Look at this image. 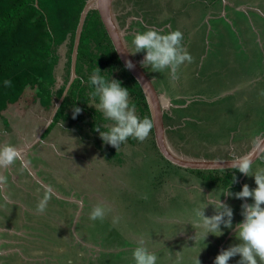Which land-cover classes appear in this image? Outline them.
Instances as JSON below:
<instances>
[{
	"label": "rangeland",
	"instance_id": "obj_1",
	"mask_svg": "<svg viewBox=\"0 0 264 264\" xmlns=\"http://www.w3.org/2000/svg\"><path fill=\"white\" fill-rule=\"evenodd\" d=\"M198 1L112 0L111 10L124 33L128 51L135 33L148 28L162 32L180 30L183 42L189 45L188 52L193 51L190 53L193 62L181 66L177 80L170 79L168 70L150 72V67L142 65V70L153 77L155 89L163 90L171 98H180L175 103L170 102L168 109L167 105L163 109L165 138L170 151L186 159H234L252 152L264 133V38L253 29L251 20L255 22V19L251 11L247 10L250 17L243 15L240 7L234 11L240 23L237 26L229 20L226 12L229 7L224 6V0H201L202 7ZM238 1L246 2L236 0L235 3ZM223 10L224 15L221 14ZM182 11L184 14L180 15ZM245 36L259 39L263 49L257 41L259 48L249 47ZM63 50L60 46L58 52L62 54ZM141 54L135 59L142 61L145 53L141 51ZM61 62L62 59L55 69L58 80ZM32 91L35 94L33 105L37 108L46 105L45 111L49 110L43 112L46 117L41 119L38 113L32 115L24 111L19 123L18 119H12V114L3 112L0 114V143L6 138L4 143H11L18 149L27 144L25 159L47 167L53 179L58 175L61 186L65 185L59 188L69 198L62 204L76 207L69 223L61 224L62 232L68 235L63 244H70L64 249L68 251L66 256L71 255L65 264H134L132 252L140 238L157 254V264H174L178 259L179 264H195L197 254L201 264H206L210 257L214 264V258L222 249L239 243L235 225L243 220L241 205L252 203V200L221 193L229 186L232 193L239 192L244 184L255 188L253 176L235 170L238 179L224 189H217L220 193L217 198L233 210L231 229L221 225L222 235L208 234L204 241L199 236L194 239L179 236L181 229L192 226L193 207L198 202L211 203L207 200L214 195L210 183L162 160L151 152L145 141L138 146L125 143L116 150L101 139L99 131L90 125L83 112L73 119V110L68 109L46 135H41L50 121L56 100L51 96L48 102L45 99L48 96ZM25 92L26 89L23 94ZM165 114L173 118L167 119ZM256 168H264V149L253 160V170ZM9 171L15 173V169L12 166L5 169L7 182ZM45 174L40 170L36 176L44 182ZM229 178L227 176V180H231ZM50 185L54 187L53 183ZM35 188L42 186L36 182ZM12 195H7L8 199H19L27 204L18 193L13 191ZM98 203L112 209L103 222L89 219V213ZM14 208L20 209L19 206ZM207 209L214 214L211 204L205 208V215ZM31 211L38 213L36 207ZM17 214L20 221L30 219L25 211ZM4 216L3 219H8ZM113 217L119 218L117 223H113ZM48 238L56 241L57 231L52 234L50 230ZM12 240H17L15 234ZM208 251L209 257L205 259ZM59 256L57 251L53 257L55 262L60 260ZM238 261L239 255L231 258L229 264Z\"/></svg>",
	"mask_w": 264,
	"mask_h": 264
},
{
	"label": "trees",
	"instance_id": "obj_2",
	"mask_svg": "<svg viewBox=\"0 0 264 264\" xmlns=\"http://www.w3.org/2000/svg\"><path fill=\"white\" fill-rule=\"evenodd\" d=\"M84 2L85 0H0V109L14 103L26 83L36 86V95H50L58 100L69 79L70 53ZM60 46L64 48L62 54L58 52ZM60 59L62 62L58 80L55 69ZM97 68L105 77L116 79L121 82L122 87L128 88L129 99L135 104L139 117L150 118L141 88L120 62L97 10L88 9L82 20L76 45L75 76L43 134L48 133L60 117L68 109L73 110L74 106L82 109L81 112L93 128L101 132L108 130L112 122L105 119L103 113L96 110L94 105H88L93 103L90 96L93 89L89 84V77ZM6 79L12 81L11 87L4 86ZM163 116L164 113L162 118ZM145 142L152 153L166 161L155 145L152 132ZM141 143L134 138H129L126 142L133 146ZM184 170L221 188H226L232 180L239 177L235 170L229 168L223 171L189 168ZM227 176L231 180H227Z\"/></svg>",
	"mask_w": 264,
	"mask_h": 264
},
{
	"label": "clouds",
	"instance_id": "obj_3",
	"mask_svg": "<svg viewBox=\"0 0 264 264\" xmlns=\"http://www.w3.org/2000/svg\"><path fill=\"white\" fill-rule=\"evenodd\" d=\"M183 34L180 30H171L162 32L155 28H148L145 31L135 33L132 44L136 54L141 51L145 53L141 66L150 67L152 71L163 72L168 70L170 79L177 80L178 70L186 63L193 62L192 55L182 45ZM126 68H133L130 60L125 62ZM89 84L92 86L90 96L92 104L103 113L105 119L111 121L107 131L101 132V139L107 144L118 150L120 146L134 138L139 142L145 141L154 127L153 121L144 117L141 118L136 112L135 104L129 99L128 88L122 87L121 82L116 79H110L101 74L97 68L89 77ZM5 87H11L12 81L6 79ZM82 111L79 107H73V119ZM21 160V150L11 143L0 144V169H8L17 161ZM229 167L237 170L245 176H253L255 188L250 189L244 184L239 192L232 193L230 186L223 195L235 196L238 199L245 200L251 198L252 203H242L241 215L243 220L235 225V236L239 243L222 249L214 258V264H229V260L239 255L237 264H264V168L253 170L252 155H243L230 160ZM223 171V167L221 168ZM7 184V177L0 174V189ZM201 191V189H200ZM54 195L50 186H45L43 197L37 203V212L43 213L48 207V202ZM211 204L215 212L211 216L205 215V208ZM112 212L110 206L98 203L89 213L91 221L103 222ZM191 225L196 231L199 229V238L205 240L208 234L220 236L223 234L221 225L224 228L233 227V210L220 199L213 203L198 202L191 210ZM118 217H113V223H117ZM201 249H199L200 251ZM198 251V253H199ZM198 256V254H197ZM195 258V264H201L200 260ZM134 264H157V254L149 250L146 241L140 238L137 246L132 252ZM179 264V259L174 262Z\"/></svg>",
	"mask_w": 264,
	"mask_h": 264
},
{
	"label": "crops",
	"instance_id": "obj_4",
	"mask_svg": "<svg viewBox=\"0 0 264 264\" xmlns=\"http://www.w3.org/2000/svg\"><path fill=\"white\" fill-rule=\"evenodd\" d=\"M235 1L236 0H224L222 2L224 3V6L227 5L229 7V9L226 11L229 14V17H228L229 20L233 21L237 26H240V23L237 21L236 14L234 13V11L236 10L238 11V7H240L241 9L244 10L242 14L246 16H249V13L247 12V10L251 11L252 16H254V19H255V22L251 20L253 29L254 31L256 30L258 32L259 37L262 35V37L264 38V0H246L245 3H242L241 1H238L237 3H235ZM191 2L192 1H190L189 3ZM198 2H199L200 7H202L201 0H199ZM199 12L200 11L197 10V13ZM193 13L195 15L196 10H194ZM183 14H184V11L180 12V15H183ZM221 14L224 15L225 11L223 10ZM182 18L185 19L184 17ZM190 18L191 17L186 18V19L189 20ZM255 23H256V26H254ZM145 24H148V22H145ZM150 25L151 24H149V26ZM245 41L246 43H248L249 47L251 48H259L260 46V49H263L261 41L259 39L255 40V37L250 38L249 36H245ZM256 41L259 42V46L257 45ZM263 43H264V40H263ZM182 45L189 51L188 43L182 41ZM132 51H134L133 44L132 46H130L129 53L131 54ZM190 53H193V51H191ZM141 55H143L141 54V52L136 53V54H131V56L134 59ZM135 60L136 61L138 60L139 62H141L140 59H135ZM150 72H151V68H150ZM149 73H146V75L150 77V80L152 83V81L154 80H153V77L150 76L151 74ZM23 88L24 89H22V92L20 96L18 97V99L14 103L7 104L4 109L0 110V114H3V112H6L7 114H12L11 115L12 119H15V121L16 119H18L19 123L22 121L21 118L24 117V111H26L27 113L30 112L32 115H34L35 113H38L40 118L46 117L45 114L43 113V112L45 113L49 112V110L47 112L45 111L46 105L40 106L39 108L33 105V103L35 102V99H34L35 94L33 93L32 90H34L35 92L36 89L33 88L30 84L29 85L26 84L25 86H23ZM25 89L27 90V92H25L26 95L23 94ZM155 90L157 92V95L158 96L160 95L162 97L159 100H160V103L163 101L162 103L164 105L161 104L163 109L164 107H167V106H168L167 107L168 109L169 106H171L170 102L175 103L177 102L176 100L180 99V98H171L165 95L163 90L161 91H158L157 89ZM45 99L48 100L49 102L52 98L49 95L48 98H45ZM30 104H32L33 106ZM173 107H177V106L173 104ZM31 110H34V111H31ZM35 110H39V112H35ZM162 114H163V111H162ZM170 117L173 118L172 115L168 114L167 119H170ZM173 126H174L173 124L170 125L171 128ZM43 130L41 132V135H43ZM12 132L15 133V131H12ZM22 135L23 134L20 133V136ZM41 135L40 137H42ZM263 137H264V133L260 135L258 141H260L261 138ZM5 141H6V138H3L0 144L4 143ZM21 147H22L20 148L21 160L17 161V163L14 166H12L15 169V173H12L11 171H9L8 182L3 189H0V199H2V201L0 200V218H1L0 219V233H1L0 234V264H19V263L23 264L24 262L28 264H65V262L68 261V259L66 258H71V255L66 256L68 251L64 249L70 246V244L69 243H66V245L63 244L68 238V235L62 232L61 224L69 223L70 217L73 214H75L76 207L75 206L72 207L71 205L65 206L62 204V201L65 199H68L69 197L68 195L63 194L62 193L63 190L59 188L61 186V181H62L60 180V177L57 175L56 178L54 176V179H53V174H51L50 169L42 166L41 164L37 162L29 163L28 160L25 159L26 150L29 146L25 144V145H22ZM263 149H264V146L262 147L260 151H262ZM22 152H23V155H22ZM227 159H230V158H227ZM184 169H187V168H184ZM40 170H43L46 173L44 175L45 176L44 182H42L41 179L36 176L37 172ZM0 171H1L0 174L4 175L5 169H0ZM196 177L199 178L197 175ZM199 179L201 181L210 183L211 187H213L211 189L214 195L210 199H207V200L215 204V202L218 199L217 195L220 194L217 189L221 190L224 188H221L217 185L212 184L209 180H206L205 178H199ZM36 182L40 184L42 188L36 189L35 188ZM48 182H50V184L53 183L54 187L51 186L50 184H47ZM45 186H50L52 188L53 193H54L52 198L54 199L51 198L49 200L48 207L45 212L43 213L32 212L31 209L34 210L35 207L37 206L38 201L43 197L44 192H45ZM62 186L65 187V185L63 184ZM13 191L15 193H18L19 197L24 198L27 204L24 205L19 199L18 201H16V199L15 200L8 199L7 195H10L12 197ZM13 205L19 206L20 209L14 208ZM24 211L30 216V219H28V221L19 220L17 213L22 214ZM207 211H208L207 212L208 216L213 215L211 213V210L207 209ZM4 215L7 216L8 219L6 220L3 219L2 217ZM53 220H54V223H52ZM50 230L52 234L57 231L58 239L56 241L49 240L48 232ZM185 230L187 231L184 232ZM13 234L17 236V240H12ZM178 234L179 236L193 237L195 235V229L191 226L184 230L181 229V231ZM196 236H199V229H197L196 231ZM51 249L54 250V252H51ZM57 251L58 253H60V256H59L60 260L58 262H55L56 260H54L53 257L56 256ZM43 253H48V255H42ZM206 253H205V259L209 257L208 255L209 251ZM63 254H64V258L62 257ZM206 264H212L211 257H210V260L206 259Z\"/></svg>",
	"mask_w": 264,
	"mask_h": 264
},
{
	"label": "water",
	"instance_id": "obj_5",
	"mask_svg": "<svg viewBox=\"0 0 264 264\" xmlns=\"http://www.w3.org/2000/svg\"><path fill=\"white\" fill-rule=\"evenodd\" d=\"M111 2L112 0H85L84 5L79 13L78 22L75 28L72 50L70 53L69 79L62 91L61 96L56 101L54 105V109L52 111L53 112L55 111L69 83L75 76L74 74L75 52H76V45H77L79 31L81 28L83 17L88 9H95L98 12L99 18L105 28L108 37L110 38L113 48L122 65L126 68L125 66L126 60H130L134 65L133 68L131 69L126 68V69L137 81L144 95L145 101L147 103L150 119L153 121L154 124V127L152 129L153 139L162 157L171 164L181 168L200 169V170L221 169L222 167L223 169L229 168V164L231 162L230 160L232 159H214V160L186 159L170 151L169 147L166 144L165 127L162 121L163 107L161 106L159 97L157 95L155 88L151 83L150 78L142 70L141 66L139 65V62H137L131 56V54L129 53L128 49L125 46L124 38H123L124 33L118 27L115 21L114 14L111 10ZM263 146H264V137L261 138L259 143L254 147L253 151L249 153L250 155H252L253 159L258 155V153L260 152Z\"/></svg>",
	"mask_w": 264,
	"mask_h": 264
},
{
	"label": "bare ground",
	"instance_id": "obj_6",
	"mask_svg": "<svg viewBox=\"0 0 264 264\" xmlns=\"http://www.w3.org/2000/svg\"><path fill=\"white\" fill-rule=\"evenodd\" d=\"M161 104L163 105V103L161 102Z\"/></svg>",
	"mask_w": 264,
	"mask_h": 264
},
{
	"label": "flooded vegetation",
	"instance_id": "obj_7",
	"mask_svg": "<svg viewBox=\"0 0 264 264\" xmlns=\"http://www.w3.org/2000/svg\"><path fill=\"white\" fill-rule=\"evenodd\" d=\"M141 64V63H140ZM166 115V114H165Z\"/></svg>",
	"mask_w": 264,
	"mask_h": 264
}]
</instances>
